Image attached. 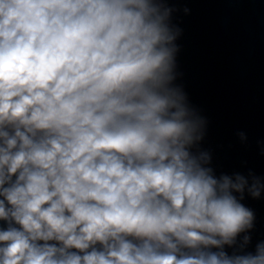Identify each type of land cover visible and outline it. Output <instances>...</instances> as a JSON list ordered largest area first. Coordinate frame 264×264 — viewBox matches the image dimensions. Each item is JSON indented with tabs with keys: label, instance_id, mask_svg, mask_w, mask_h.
Listing matches in <instances>:
<instances>
[{
	"label": "clouds",
	"instance_id": "clouds-1",
	"mask_svg": "<svg viewBox=\"0 0 264 264\" xmlns=\"http://www.w3.org/2000/svg\"><path fill=\"white\" fill-rule=\"evenodd\" d=\"M173 11L0 0V264H264L249 235L225 250L264 178L192 151L207 121L174 84Z\"/></svg>",
	"mask_w": 264,
	"mask_h": 264
}]
</instances>
